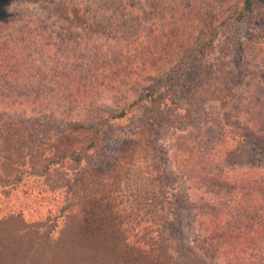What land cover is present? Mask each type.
<instances>
[{
	"label": "rangeland",
	"instance_id": "374dc122",
	"mask_svg": "<svg viewBox=\"0 0 264 264\" xmlns=\"http://www.w3.org/2000/svg\"><path fill=\"white\" fill-rule=\"evenodd\" d=\"M244 1L0 0V19L54 34L44 58L59 53V75L90 81L54 116L0 110V145L31 153L0 147V264H212L179 176L233 149L264 83V6L237 20ZM49 147L80 160L49 165Z\"/></svg>",
	"mask_w": 264,
	"mask_h": 264
},
{
	"label": "trees",
	"instance_id": "16d2710c",
	"mask_svg": "<svg viewBox=\"0 0 264 264\" xmlns=\"http://www.w3.org/2000/svg\"><path fill=\"white\" fill-rule=\"evenodd\" d=\"M256 5L264 6V0H245L244 13L237 20L253 13ZM49 32L30 21L22 23L12 17L0 19V110L23 116H54L57 111L74 105V102L79 104L87 97L86 93L82 94L90 81L84 77L77 80L73 74L75 70L70 69L83 70L77 66L76 59L68 57L69 75H59V53L44 58L50 53L51 41L55 38L52 33L48 38ZM207 44L197 48V53L205 55ZM48 63L52 64L49 67L51 73L45 71ZM251 64L254 66V63H246L250 67ZM170 80L176 83L180 79ZM261 84L264 87L263 82L257 83L259 87L255 93L245 99L244 114L248 123L237 126L241 129L239 133L233 128L234 137L238 136L233 139V149L223 151L220 161L215 162L218 152L214 145L212 151L209 149L206 153L208 159L214 158L211 167L197 164L189 173L179 176L181 181L190 183L194 194V198L191 196V208L195 212L193 248L212 264H264V89ZM154 95L148 93L146 98L151 99ZM122 114L124 112L115 118ZM3 140L1 152L9 159L15 155L19 160H25L31 155L20 151L10 140ZM47 151H50L49 156L52 155L49 165L69 159L80 160L79 153L67 149L49 147ZM248 152L257 159L252 166L244 168V154ZM36 155L32 157H39Z\"/></svg>",
	"mask_w": 264,
	"mask_h": 264
}]
</instances>
